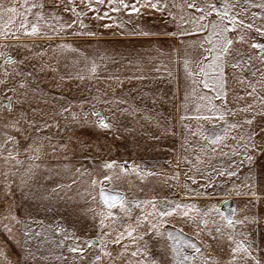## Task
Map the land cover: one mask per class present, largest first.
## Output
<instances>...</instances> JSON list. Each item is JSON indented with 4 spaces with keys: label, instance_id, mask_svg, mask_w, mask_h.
Returning a JSON list of instances; mask_svg holds the SVG:
<instances>
[{
    "label": "rangeland",
    "instance_id": "rangeland-1",
    "mask_svg": "<svg viewBox=\"0 0 264 264\" xmlns=\"http://www.w3.org/2000/svg\"><path fill=\"white\" fill-rule=\"evenodd\" d=\"M152 2L0 0V264H264V0Z\"/></svg>",
    "mask_w": 264,
    "mask_h": 264
},
{
    "label": "snow or ice",
    "instance_id": "snow-or-ice-1",
    "mask_svg": "<svg viewBox=\"0 0 264 264\" xmlns=\"http://www.w3.org/2000/svg\"><path fill=\"white\" fill-rule=\"evenodd\" d=\"M69 2L71 3V0H69ZM98 2L99 3H103L104 0H98ZM108 2H109V4H111V3H113V0H108ZM120 4H121V6L123 8L130 9L131 12H133V13H138L140 11V8H142V7H150V8H153V9L158 8V4L157 3H153L152 0H143V2H141V0H136V3L135 4H131V5H129L128 3H125L124 0H120ZM137 4L140 5V8H138L136 6ZM22 7H25L26 8V11L31 12V10H32L33 7H40V8H42L43 5L42 4H39V5L33 4V5H31V7H28L27 6V0H25V4L22 5ZM189 7L195 8L196 11H201V12L203 11L202 8H196L195 3L190 4ZM210 7H212L215 10V5H211ZM113 10L114 11H119V9H113ZM72 11L75 12V8H73ZM4 12L16 13L17 12V9L15 7H12V6L8 7L7 9H4L3 8V5L0 4V14H3ZM209 14H211V13H209ZM217 14H219V13H217ZM104 15L107 16V13H105ZM224 15H227V13L225 12ZM37 16L40 19H43V17L40 16L39 13H37ZM201 19H203V17H201ZM68 26L70 27L71 25H68ZM108 26L109 25H106V27H108ZM20 27L21 28H26V24L25 23H21ZM229 30H233V29H227L226 28L224 31H229ZM257 31H260V30L258 29ZM38 32H39V28H38L37 24H32L30 32H27L26 31L25 34L26 35H36V34H38ZM141 34L142 35H150V33H147V32H144V33H141ZM13 35H14V33H13ZM232 43H233V41L231 39H227L225 41V46L222 49L223 54H227L228 53L229 48L232 45ZM252 47L253 48H264V45L253 44ZM219 58L220 57H217V59H219ZM93 71H94V69H93ZM201 71H203V69H201ZM204 86L205 87H209V85H208V83L206 81L204 82ZM217 98H219V97H217ZM222 118L223 117L221 116L220 119H222ZM246 123L251 124L252 121L249 120V121H246ZM101 127L108 128V125L105 124L103 121H101ZM254 136H255V133H252V134L249 135V140L252 141V143H251V150L252 151L257 150L256 149V145H255V142H254ZM213 143H215V141H213ZM247 159L251 162L252 159H253V157L251 155H248L247 156ZM114 166H115L114 165V162L113 163H108V164L105 165V167L108 168V169H112ZM120 170L122 172L123 171H126L123 167H121ZM229 175H234V173H230ZM104 179L105 180H111L112 177L106 175L104 177ZM100 195L103 198L104 203L109 208L116 207L117 204H119V206H120L121 209L124 208V201H123V199L118 194L108 195V194H105V192L103 190H101ZM153 207H155V205H153ZM181 208H187L188 209L186 211H183V213H182L185 217H187L189 215V211H192V210L195 209V205L182 206L180 204H176L175 205V208H173L171 211L161 212L160 215H162V216H170L177 209H181ZM211 211L220 212V210L219 209H216V208L211 209ZM208 214L209 213H205V215H208ZM232 214L235 215V211L234 210H232ZM111 215H112V213L109 212L108 213V216H111ZM220 216H221L222 219H224V220L227 221V226L228 227H232V226H234V224L243 223V221H240V220L233 221L228 216H225L223 212H220ZM101 226H103V220L101 221ZM217 231H219V229H217ZM131 234H132L131 231H129L128 232V235L131 236ZM119 239L120 238L117 237V240L115 242L118 243L119 242ZM229 239H231V237H229ZM85 243L88 244L89 247L92 246L91 245V242H87L86 241ZM97 243H99V241H97ZM190 247H192L196 252H200V249L195 244L190 245ZM69 251H71V252H81L82 253L84 251V249L82 247H80V246H77V247L70 248ZM233 251H234V253H241L242 252V253H244L245 256H248L249 255L248 248H245V247H243V245H240V244H238ZM105 254L107 255L108 253H105ZM132 255H136V253H132ZM241 258H244V257H241ZM184 259L187 260V259H189V257L185 256ZM257 264H258V262H257Z\"/></svg>",
    "mask_w": 264,
    "mask_h": 264
}]
</instances>
